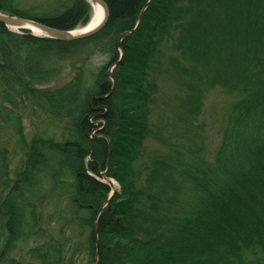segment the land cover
<instances>
[{
    "label": "trees",
    "instance_id": "trees-1",
    "mask_svg": "<svg viewBox=\"0 0 264 264\" xmlns=\"http://www.w3.org/2000/svg\"><path fill=\"white\" fill-rule=\"evenodd\" d=\"M19 1L0 0V13L62 31L85 27L92 13L86 0H57L51 14L18 10ZM103 1L109 20L84 40L19 34L0 23V91L7 98L23 91L70 122L63 142H34L28 164L44 166L43 149H49L74 177L73 203L91 228L85 264L96 258V264H264V0ZM172 37L183 62L177 70L190 93L181 121H196L208 88L222 89L234 103L213 162L192 149H174L177 157L150 161L139 188L136 164L158 91L151 72ZM92 54L106 56L94 74L91 68L55 78L57 67L80 70L78 61ZM54 83L64 85L37 89ZM102 171L120 186L111 199V186L98 179ZM26 174L0 204L11 239L0 264H12L13 238L30 205L26 194L33 182ZM50 250L46 264H61L60 247Z\"/></svg>",
    "mask_w": 264,
    "mask_h": 264
},
{
    "label": "rangeland",
    "instance_id": "rangeland-1",
    "mask_svg": "<svg viewBox=\"0 0 264 264\" xmlns=\"http://www.w3.org/2000/svg\"><path fill=\"white\" fill-rule=\"evenodd\" d=\"M57 5V0H20L15 7L31 14H51ZM91 17L92 13L90 19ZM25 31L32 34L30 30ZM23 32L24 30L20 33ZM174 42L175 37H172L162 46L161 54L151 72L158 84V91L151 108V132L144 144L142 157L136 164L139 188L144 184L150 161L169 155L177 157L174 149L182 151L189 148L206 161L213 162L223 143L226 113L234 103V98L222 89L208 88L201 98L202 109L196 121L191 125L181 121L184 116L183 104L190 93L184 88L182 76L177 70V65H183V62L180 53L173 48ZM89 59L78 61L77 69L80 70L70 69L65 65L57 67L59 74L55 78H62L69 71L71 79L79 75L82 69L89 71L91 68L94 74L106 62V56L101 54H92L91 60ZM62 85L64 83H54L37 89L54 91ZM199 89L204 91L201 87ZM18 94L22 96L13 92L12 97L7 98L0 91V204L10 193L14 182L19 181L23 174L27 173L33 185L26 194L27 204L30 205H27L28 209L23 213L20 232L13 238L14 248L10 252V262L46 264L45 257L48 255L45 252L53 254L50 248L56 246L60 247L62 254L61 264H85L89 259L86 243L91 228L82 223L86 213L78 212L74 206V177L63 165L61 156L49 149H43L47 155L44 166L33 169L28 164L32 144L42 140L63 142L68 138L67 128L70 127V122L64 115L52 114L41 105V101L24 95L23 91ZM90 102L92 103V99ZM91 121L95 127L99 126L93 118ZM98 131L99 128L95 129L92 137ZM102 173L106 176L105 172ZM98 179L107 184L111 180L112 193L120 191L115 180L107 176H100ZM10 240L0 218V251Z\"/></svg>",
    "mask_w": 264,
    "mask_h": 264
},
{
    "label": "water",
    "instance_id": "water-1",
    "mask_svg": "<svg viewBox=\"0 0 264 264\" xmlns=\"http://www.w3.org/2000/svg\"><path fill=\"white\" fill-rule=\"evenodd\" d=\"M86 1L91 6L100 5L104 9V17L102 21L99 22L95 27L91 29H84V31L79 32V33H74L75 30L74 31L58 30L55 28L48 27L34 20L24 19V18L11 16L8 14H3V13H0V23L5 25L10 31L19 33V34H21L20 32L23 30H29L30 27L37 28L42 33H44V36L41 38H48V39H53V40H58V41H77V40L88 39L94 36L95 34H97L98 32H100L105 27L110 17V11H109L107 4L103 0H86ZM143 13L144 11L140 15L138 25L140 24L142 20ZM32 35L34 34L32 33ZM36 37H39V36H36ZM122 56H123V53H122ZM110 77L115 83V79L112 74V71L110 72ZM108 143L110 145V141H108ZM101 176L106 178V176L103 173L101 174ZM108 185L111 186V180H109ZM113 195L114 193L111 194L110 199L112 198ZM95 233L97 234V229H95ZM96 262H97V258H96L95 264Z\"/></svg>",
    "mask_w": 264,
    "mask_h": 264
},
{
    "label": "bare ground",
    "instance_id": "bare-ground-1",
    "mask_svg": "<svg viewBox=\"0 0 264 264\" xmlns=\"http://www.w3.org/2000/svg\"><path fill=\"white\" fill-rule=\"evenodd\" d=\"M92 7V17L89 21V23L85 27H80L74 31V33H79L84 31V29H91L95 27L99 22L102 21L104 17V9L100 5H93ZM29 30L36 36L43 37L44 33H42L39 29L30 27ZM112 185L114 186V183L112 182Z\"/></svg>",
    "mask_w": 264,
    "mask_h": 264
}]
</instances>
